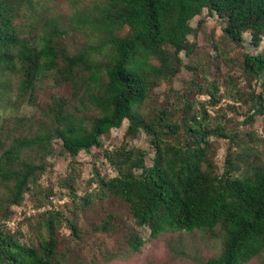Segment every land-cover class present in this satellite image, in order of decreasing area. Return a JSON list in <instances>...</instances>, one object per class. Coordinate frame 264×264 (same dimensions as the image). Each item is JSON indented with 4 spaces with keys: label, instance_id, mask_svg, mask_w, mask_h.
I'll return each mask as SVG.
<instances>
[{
    "label": "trees",
    "instance_id": "16d2710c",
    "mask_svg": "<svg viewBox=\"0 0 264 264\" xmlns=\"http://www.w3.org/2000/svg\"><path fill=\"white\" fill-rule=\"evenodd\" d=\"M87 1L75 10L74 19L89 42L71 51L61 45L63 30L57 23L38 21L41 0H0V103L11 101L8 90L14 79L17 96L40 114L28 120V134L0 129V264H64L56 250L57 210L36 213L46 226L37 244L21 241L1 218L9 217L28 191L44 197V203L54 195L39 183L54 138L75 157L101 146L100 136L125 119L127 136L142 130L149 137L151 163L145 162V150L125 142L106 151L115 173H94V195L121 199L134 223L147 226L152 237L167 230H197L218 239L219 252L206 264H245L255 257L264 264V161L258 150L246 142L237 144L238 150L228 145L218 171L210 158V138H228L233 144L234 136L217 109L212 115L206 105L194 108L188 100L147 106L156 84L176 73L180 52L191 53L193 17L206 9L223 20L222 36L228 42L241 46L248 33L256 45L264 37V0ZM240 67L256 80L264 74V55L244 52ZM226 79L230 97L250 102L248 120L264 116V89L246 92L230 74ZM44 80L69 84L70 95L35 104ZM217 91L218 79L209 81L212 107L220 98ZM65 179L70 197L81 200L80 206L91 203V193L77 196L73 177ZM109 223L106 219L102 228ZM69 226L76 234L74 223ZM128 240L132 250L139 249L141 240L132 232Z\"/></svg>",
    "mask_w": 264,
    "mask_h": 264
},
{
    "label": "rangeland",
    "instance_id": "374dc122",
    "mask_svg": "<svg viewBox=\"0 0 264 264\" xmlns=\"http://www.w3.org/2000/svg\"><path fill=\"white\" fill-rule=\"evenodd\" d=\"M87 0H41L37 19L52 25L57 23L63 30L59 38L61 45L75 51L89 42V37L83 30L77 29L74 12L77 8L87 5ZM193 31L188 35L192 51L186 55L184 51L179 56L181 64L176 73L161 80L151 91L148 105L182 104L190 101L194 108L206 105L210 114L214 109L221 113V123L229 134L234 136L233 144L230 139L212 136L210 158L216 170L221 171L228 145L238 150L237 144L255 147L257 157L264 161V116L256 115L253 120L245 116L250 102L236 101L226 91L228 74L232 76L237 88L249 91L264 89V74L258 79L246 77L240 67L244 52L264 55V37L258 44H253L248 33H244L241 46L228 42L222 36L224 22L216 15H211L203 9L199 15L190 21ZM215 46H218V49ZM218 79V102L212 107L206 92L209 81ZM16 82L10 80L9 92L11 101L0 103V129L5 134L11 130L16 133L28 134V120L39 118L36 107H31L16 94ZM232 86V85H231ZM230 87V86H229ZM71 93L69 84L53 85L46 80L39 82L36 90L35 104L49 102L52 97H68ZM146 106V107H147ZM193 108V109H194ZM145 109V106H144ZM31 128L35 129L33 123ZM128 121H122L119 127L111 128L100 136L101 146H93L89 150H81L75 157L69 156L63 149L61 140H52V152L47 153L46 169L40 176L39 183L46 189H51L48 201L33 190L25 193L22 201L12 206V214L1 218L9 229L16 232L19 239L26 243L37 244L46 233L42 215L57 210L61 220L56 227L58 250L65 258L64 264H206L208 258L215 256L220 249V241L210 238L200 231H163L156 237L150 236L147 226L134 223L127 205L118 197L109 193L97 192L96 171L101 176H112L115 171L105 157V152L114 150L123 142L128 147L140 148L146 151L145 162L151 163L149 137L139 130L135 136H127ZM73 177V187L77 196L87 193L93 195L88 205L80 206L82 201L69 196L68 187L64 184L67 176ZM51 197L54 198L52 202ZM66 218L68 221H66ZM109 219L106 229L103 222ZM76 226V234L72 232L69 223ZM141 240L138 250L130 248L128 237L130 233ZM245 264H263L260 257H255Z\"/></svg>",
    "mask_w": 264,
    "mask_h": 264
},
{
    "label": "built area",
    "instance_id": "2783aa9c",
    "mask_svg": "<svg viewBox=\"0 0 264 264\" xmlns=\"http://www.w3.org/2000/svg\"><path fill=\"white\" fill-rule=\"evenodd\" d=\"M51 199H52V202H54V198H53V197H51Z\"/></svg>",
    "mask_w": 264,
    "mask_h": 264
}]
</instances>
